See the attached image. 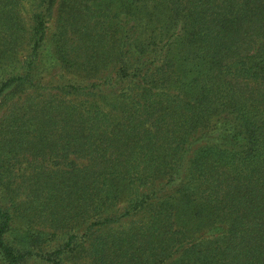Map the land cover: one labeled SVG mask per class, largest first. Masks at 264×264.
I'll list each match as a JSON object with an SVG mask.
<instances>
[{
  "label": "trees",
  "instance_id": "1",
  "mask_svg": "<svg viewBox=\"0 0 264 264\" xmlns=\"http://www.w3.org/2000/svg\"><path fill=\"white\" fill-rule=\"evenodd\" d=\"M84 257L264 264V0H0V264Z\"/></svg>",
  "mask_w": 264,
  "mask_h": 264
},
{
  "label": "rangeland",
  "instance_id": "2",
  "mask_svg": "<svg viewBox=\"0 0 264 264\" xmlns=\"http://www.w3.org/2000/svg\"><path fill=\"white\" fill-rule=\"evenodd\" d=\"M63 240H64V234L59 233V235L56 237V239H55L54 241H52L51 243H52V244H57V243H59V242H64ZM67 261H68L69 264H94V263L92 262V260L89 259V258H87V257L80 258V260L77 261V262H76V260H74V261H72V260H71V261L67 260Z\"/></svg>",
  "mask_w": 264,
  "mask_h": 264
}]
</instances>
